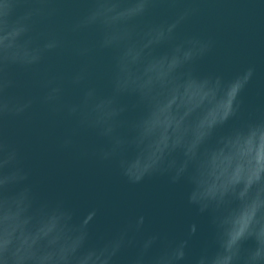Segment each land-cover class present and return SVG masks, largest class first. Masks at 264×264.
<instances>
[{"label": "clouds", "instance_id": "obj_1", "mask_svg": "<svg viewBox=\"0 0 264 264\" xmlns=\"http://www.w3.org/2000/svg\"><path fill=\"white\" fill-rule=\"evenodd\" d=\"M63 2L0 0V264H115L123 249L136 246L130 233L143 225L140 217L92 246L91 216L76 223L62 202L38 198L22 148L7 134L10 119L31 123L38 109L74 118V131L91 129L106 138L102 158H118L132 183L154 174L187 180L189 203L208 213L213 227L211 244L195 264H264V108L250 112L242 98L255 68L227 78L198 73L215 41L181 36L182 26L200 13L194 0L174 17L158 18V6L181 0H83L86 10L67 29L94 36L71 45L82 61L78 70L67 81L45 76L36 82L37 94L19 92L18 73L35 74L49 54L69 48L54 27ZM101 54L108 64L95 76L92 60ZM69 87L82 90L77 102L66 99ZM125 97L133 102H122ZM130 110L138 111L135 119L124 118ZM71 143L66 137L64 146ZM195 232L193 225L190 235ZM160 239L140 242L131 264H182L188 240L151 256Z\"/></svg>", "mask_w": 264, "mask_h": 264}, {"label": "water", "instance_id": "obj_2", "mask_svg": "<svg viewBox=\"0 0 264 264\" xmlns=\"http://www.w3.org/2000/svg\"><path fill=\"white\" fill-rule=\"evenodd\" d=\"M57 6L63 11L54 27L67 36L69 48L49 54L35 74L18 73L19 92L37 94L40 88L36 82L45 76H59L67 81L82 62L72 54L71 45L89 43L94 38L92 33L67 32L74 19L86 10L83 0H64ZM187 6V0L175 7L160 5L154 17H174ZM191 6L198 7L200 13L182 26L181 36L195 34L215 41L213 54L200 62L198 73H223L227 78L254 67L255 73L242 98L250 112L264 108V0H194ZM107 64L106 55L95 56V76L102 74ZM101 89L109 91L106 84H101ZM81 95V89L67 88L68 101L77 102ZM122 102L133 101L125 97ZM138 114L130 110L124 118L132 120ZM75 129L74 118L53 117L44 109L37 110L31 123L21 118L9 120L7 134L22 148L24 165L30 171V182L38 198L49 203L62 202L76 223L91 216L88 243L92 246L112 239L143 217L139 231L130 233L136 246L123 249L115 264H131L139 243L152 235L161 239L153 246L151 256L159 254L166 245L187 239V255L182 264H195L211 244L213 227L209 214L200 213L189 203L187 180L173 183L168 174H154L132 183L122 174L118 158H102L101 152L109 146L106 138L95 130ZM68 136L72 143L65 147ZM193 225L196 232L190 235Z\"/></svg>", "mask_w": 264, "mask_h": 264}]
</instances>
